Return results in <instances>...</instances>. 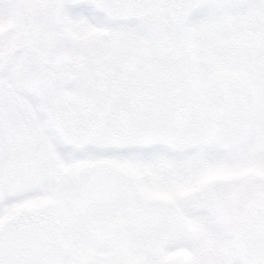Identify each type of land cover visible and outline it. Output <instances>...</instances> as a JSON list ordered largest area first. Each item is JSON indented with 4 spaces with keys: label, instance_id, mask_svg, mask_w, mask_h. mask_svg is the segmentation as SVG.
I'll use <instances>...</instances> for the list:
<instances>
[{
    "label": "snow or ice",
    "instance_id": "6c2138e0",
    "mask_svg": "<svg viewBox=\"0 0 264 264\" xmlns=\"http://www.w3.org/2000/svg\"><path fill=\"white\" fill-rule=\"evenodd\" d=\"M0 264H264V0H0Z\"/></svg>",
    "mask_w": 264,
    "mask_h": 264
}]
</instances>
